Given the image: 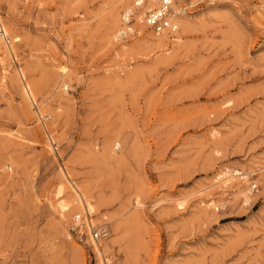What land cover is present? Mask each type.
I'll list each match as a JSON object with an SVG mask.
<instances>
[{
    "label": "rangeland",
    "instance_id": "rangeland-1",
    "mask_svg": "<svg viewBox=\"0 0 264 264\" xmlns=\"http://www.w3.org/2000/svg\"><path fill=\"white\" fill-rule=\"evenodd\" d=\"M115 1L0 0V264H264V0H177L166 47Z\"/></svg>",
    "mask_w": 264,
    "mask_h": 264
},
{
    "label": "bare ground",
    "instance_id": "bare-ground-1",
    "mask_svg": "<svg viewBox=\"0 0 264 264\" xmlns=\"http://www.w3.org/2000/svg\"><path fill=\"white\" fill-rule=\"evenodd\" d=\"M135 0H133L134 2ZM132 2V0H116L115 1V7L113 8V14H112V25H111V31H110V35L115 38L114 36V33H115V30H121V29H116L118 27V25H120L121 21L119 22V11L121 8H125V12L128 13V12H132L133 15H134V19L136 20L135 23H137V25L139 26L140 28V31H145L147 28H148V25L145 21V8L147 9V7L149 6H154L156 5L159 0H148V5L146 6H143L142 8H138L134 5V3ZM174 11H175V16L179 22V29L170 34L168 30H165L164 32H161V33H156V34H150L148 36H146L142 41H143V44H148L149 45H156V46H160V47H166L169 45V43L171 42L173 45H177L179 46L180 44H182V39L184 37V35H186L189 31L191 30H194L195 28H200V22H198V20H195L193 18L188 17L187 16V12L185 10H183L182 8H179L178 7V3H177V0L174 1ZM202 21V20H201ZM204 23V21H203ZM206 23V22H205ZM122 26V25H121ZM1 30H0V44H1V41H7V38H8V33H7V29L4 25H1ZM120 32V31H119ZM110 36V37H111ZM173 38H172V37ZM18 38V36H15L14 37V40L16 41V39ZM109 39V38H108ZM117 39V38H116ZM5 41V42H6ZM11 42V40H10ZM190 42V41H189ZM8 43V42H7ZM134 45V44H133ZM155 46V47H156ZM6 47V46H5ZM135 47V46H134ZM11 48V47H10ZM13 48V47H12ZM176 50V49H175ZM175 54V53H174ZM164 62V61H163ZM165 63V62H164ZM66 68V67H65ZM66 70V69H65ZM64 73V72H63ZM20 74V73H19ZM36 88V87H35ZM23 89H24V92L29 95L31 98H33V94L31 92V89L29 88V85H25L23 86ZM48 117V116H47ZM119 145V143H117ZM222 170V169H221ZM226 172V171H225ZM237 173H240V171H236V172H233L232 174L233 175H236ZM248 173V172H247ZM251 172H249L250 174ZM241 175V173H240ZM243 175V174H242ZM248 174H244L243 177L247 176ZM219 177V176H218ZM241 177V176H240ZM241 177V178H243ZM228 177H225L223 178L225 182V184H227L229 181V179H227ZM240 182V181H239ZM245 182H247L246 180L245 181H241L239 183V188L242 192H244L245 190H249V186H244L245 185ZM64 184V183H63ZM230 185V184H229ZM247 185V183H246ZM226 186V185H225ZM76 190V194L77 196L75 198H77V202L79 204V201L80 203H83L84 204V211L83 213H87L89 216L87 218H89V222L90 224L94 225L93 223V219L92 218L94 215L92 214V207L95 208L97 207L96 205V202H93L92 198L89 197V195L87 194V192H82L80 191V189L78 187H75L74 188ZM239 190V192H240ZM250 191V190H249ZM57 194H62L64 192V189L63 188H59ZM64 194V193H63ZM87 195L88 199L90 200V202H88V200L85 199V195ZM247 196H248V193H247ZM65 199V198H64ZM81 199V200H80ZM248 199V198H247ZM96 201V200H95ZM175 201V200H174ZM71 202L70 200H62L58 203H54V207L61 213V214H66L65 212H67V210H70L71 208ZM76 202V201H75ZM88 202V203H87ZM87 203V204H86ZM212 203V202H211ZM77 204V203H76ZM91 206H89V205ZM141 204V203H140ZM158 204V203H157ZM209 206V205H208ZM77 209L79 210V205H76ZM95 210V209H94ZM96 211V210H95ZM71 212H73L71 210ZM69 213V212H68ZM80 214V212H79ZM82 214V213H81ZM85 215V214H83ZM127 223V222H126ZM120 224V223H119ZM91 225V226H92ZM118 225V224H117ZM95 226L103 233H106L107 230H105L106 228V225L103 226L102 228H100V226H98V224L95 223ZM103 235V234H102ZM107 237V236H106ZM91 240H94V244H95V249L96 251L98 252V254L100 255L99 257H103L104 253H105V249L107 248H103V243H99V241L97 239H94L92 237H89ZM106 245V244H105ZM104 245V246H105ZM108 245V244H107ZM108 249V248H107Z\"/></svg>",
    "mask_w": 264,
    "mask_h": 264
},
{
    "label": "built area",
    "instance_id": "built-area-1",
    "mask_svg": "<svg viewBox=\"0 0 264 264\" xmlns=\"http://www.w3.org/2000/svg\"><path fill=\"white\" fill-rule=\"evenodd\" d=\"M147 2L148 0H135L134 5L138 8H142L143 6L148 5ZM173 2L174 0H159L156 5L147 7L144 18L148 27L155 33H161L168 30L169 33L172 34L179 29V22L175 16ZM122 19L123 27L120 30V34H133V13L124 12ZM86 216L88 217L89 215L87 213H85V215L75 214L73 218V229L80 237L89 236L94 239H99L102 232L95 225L90 224V220ZM88 228L90 229L89 231Z\"/></svg>",
    "mask_w": 264,
    "mask_h": 264
}]
</instances>
